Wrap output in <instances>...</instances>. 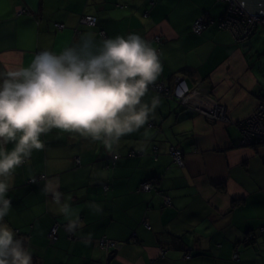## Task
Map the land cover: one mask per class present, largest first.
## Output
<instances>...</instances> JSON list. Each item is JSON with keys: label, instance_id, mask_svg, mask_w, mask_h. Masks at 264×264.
<instances>
[{"label": "crops", "instance_id": "obj_1", "mask_svg": "<svg viewBox=\"0 0 264 264\" xmlns=\"http://www.w3.org/2000/svg\"><path fill=\"white\" fill-rule=\"evenodd\" d=\"M225 9L221 0H0V71L26 67L44 49L59 53L79 40L77 30L97 42L136 33L160 56L157 81L171 86L183 77L222 103L232 120L209 122L149 88L142 102L158 97L160 105L143 128L121 138L115 158L77 133L42 134L44 148L10 177L5 217L26 237L37 264H264V143L241 144L234 123L264 101V85L239 42L219 27ZM82 15L95 16L96 24H81ZM203 15L207 25L195 33L193 22ZM170 146L182 150L183 166L173 162ZM147 180L157 187L140 190ZM47 181L79 210L83 227L72 237L42 190ZM93 202L102 211L92 210ZM102 236L116 243L110 260V250L99 246Z\"/></svg>", "mask_w": 264, "mask_h": 264}, {"label": "clouds", "instance_id": "obj_2", "mask_svg": "<svg viewBox=\"0 0 264 264\" xmlns=\"http://www.w3.org/2000/svg\"><path fill=\"white\" fill-rule=\"evenodd\" d=\"M162 71L157 50L139 34L97 42L91 32L59 53L44 49L26 67L0 71V264H33L5 217L12 208L10 177L33 150L44 148L42 134L53 128L77 133L115 158L121 138L143 128L160 105L158 97L150 103L142 98ZM42 190L51 194L69 233L83 227L79 210L62 202L58 184L47 181ZM89 207L102 211L94 202Z\"/></svg>", "mask_w": 264, "mask_h": 264}, {"label": "built area", "instance_id": "obj_3", "mask_svg": "<svg viewBox=\"0 0 264 264\" xmlns=\"http://www.w3.org/2000/svg\"><path fill=\"white\" fill-rule=\"evenodd\" d=\"M221 1L225 2L226 9L219 18L218 25L222 29L229 30L237 42L243 43L248 41L257 28H261L264 31V15H252L247 13L236 0ZM23 11L24 10L20 9L19 13H22ZM79 22L81 24L94 26L96 24V17L93 15H82ZM207 22L208 18L206 15L196 18L192 25L193 31L195 33H201L205 29ZM56 25L59 29L64 27L62 23H56ZM75 34L80 36L82 33L80 30H77ZM100 34L105 37L103 30H100ZM155 39L157 41L160 40L159 36H156ZM149 88L175 100L183 107L198 112L209 122H232L227 115L226 107L222 103L209 97L198 89H191L185 79L181 76H176L171 86L167 85L162 80H159L156 81L155 84L150 85ZM234 123L241 133V144L254 145L264 143V101H260L250 115ZM169 152L172 156L173 162L178 166H183L184 161L182 150L177 146H170ZM76 162H79L78 157H76ZM32 180L33 179L30 181ZM156 187L157 185L149 180L140 184V190L144 191H150ZM105 189H107V186H105ZM164 203L170 205V197H164ZM144 224L147 228H150L148 222H144ZM57 227L58 223L53 224L51 227L49 237L52 239L56 238ZM68 235L69 237H72L73 233L68 232ZM98 243L99 246L105 250H110L112 247L116 246L114 241L105 236L100 237ZM189 256V254H185V258H189ZM232 258L236 260L239 259V255L236 251L233 253Z\"/></svg>", "mask_w": 264, "mask_h": 264}, {"label": "rangeland", "instance_id": "obj_4", "mask_svg": "<svg viewBox=\"0 0 264 264\" xmlns=\"http://www.w3.org/2000/svg\"><path fill=\"white\" fill-rule=\"evenodd\" d=\"M242 49L248 54L250 63L260 74L261 82L264 85V31L257 28L250 39L246 42L239 43ZM264 95V90H261Z\"/></svg>", "mask_w": 264, "mask_h": 264}, {"label": "water", "instance_id": "obj_5", "mask_svg": "<svg viewBox=\"0 0 264 264\" xmlns=\"http://www.w3.org/2000/svg\"><path fill=\"white\" fill-rule=\"evenodd\" d=\"M244 10L252 15H264V0H236ZM115 250H110L107 254V260H110L115 254Z\"/></svg>", "mask_w": 264, "mask_h": 264}, {"label": "trees", "instance_id": "obj_6", "mask_svg": "<svg viewBox=\"0 0 264 264\" xmlns=\"http://www.w3.org/2000/svg\"><path fill=\"white\" fill-rule=\"evenodd\" d=\"M75 162H76V158H75ZM77 163V162H76ZM77 164H79V162L77 163ZM33 179V178H32ZM36 179V178H35ZM31 180V179H30ZM29 180V181H30ZM157 185V184H156ZM55 223H57V222H55ZM54 223V224H55ZM53 226V225H52ZM51 226V227H52ZM249 237H252V236H249ZM17 238H20V239H23L24 241H25V243H26V246L28 247V244H27V239H26V237L25 236H22V235H17ZM32 257H33V264H37V261H38V259H37V257L35 256V255H33L32 254Z\"/></svg>", "mask_w": 264, "mask_h": 264}]
</instances>
